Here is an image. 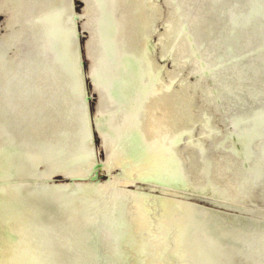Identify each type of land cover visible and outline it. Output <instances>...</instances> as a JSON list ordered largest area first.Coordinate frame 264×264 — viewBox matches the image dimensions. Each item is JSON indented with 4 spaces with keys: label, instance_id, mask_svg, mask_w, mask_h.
<instances>
[{
    "label": "rangeland",
    "instance_id": "374dc122",
    "mask_svg": "<svg viewBox=\"0 0 264 264\" xmlns=\"http://www.w3.org/2000/svg\"><path fill=\"white\" fill-rule=\"evenodd\" d=\"M19 1L12 0V2H16L17 9L14 11L15 14L13 12L14 17L12 18L11 12L7 9V6L13 5L11 0H0V35L7 33L13 27L14 22L18 18ZM155 1L161 6V16L158 17L145 36V45L144 43L143 45L147 50L142 49L139 51V49L135 50L137 49L138 38L141 34L138 24L134 22L132 25L130 33L133 35V39L128 42L126 38L127 31L116 29L114 22L120 19V17L129 16L128 11L132 12L134 10L132 9L131 11V8H135L138 14L144 15L145 12L150 13V20H152L151 11H147L150 3L145 4L138 0L136 2H127L128 7L126 5L116 7L114 9L116 11L113 12L112 6L117 5V1L72 0V12L77 46L79 47V57L82 63V78L84 79V90L87 110L89 112L97 172L96 176L92 179L73 178V180L97 243L98 252L95 264H151L157 253L156 244H158V239H162V236L168 229V224L166 223L168 214L171 217H175L173 219L175 223L172 221L171 224L174 225V233H177L175 235L176 241H180L176 242L174 239L172 249L177 259L179 257L183 259L182 261L177 260L176 264H228V262L229 264H264V230L255 224L257 221L255 219L260 218V221L264 223V182H262L264 181V176H262L264 175V0H208V2L207 0ZM133 3L134 7L131 6ZM93 6L95 7L93 8ZM102 8L106 10L103 11ZM108 8L112 10L109 11ZM193 16H200L202 18L199 24H192L191 18ZM11 19L13 21H10ZM186 19L189 20L187 21ZM96 27L99 32L96 33L97 36L93 34V39L90 34ZM172 27H174L173 30ZM195 32L197 33L195 34ZM185 36L188 40L183 38ZM118 37L121 38L123 43L122 50L119 47H115L116 50L113 48ZM171 40H174L173 43ZM91 42L93 44H90ZM170 43L172 44L170 45ZM127 49L129 50L127 51ZM132 49L133 52L139 55L136 56L135 53L132 55ZM172 53H179V63ZM144 58L146 59L144 60ZM156 60L158 61L157 69L153 68L155 70H150V67L154 65ZM146 61H148V64L145 65ZM104 67L107 68L105 69ZM132 67L136 72L131 71L126 75L127 70H130ZM101 68H104L106 71L109 70V74L105 71L103 74L101 71L99 72L98 69ZM139 69L145 70L143 71L144 73ZM172 69L175 70V74L170 75ZM167 72L169 75L166 74ZM143 76L144 78L146 77L145 80ZM158 76L163 78L165 83L161 87V89L164 87L163 90L160 89V92L173 88L175 84L174 87L177 88L176 91L181 95L182 102L185 99L186 102L189 101V97L191 98L189 102L192 100V104L189 107L191 114L188 116L190 119L184 124H178L183 125L182 131H176L171 140L172 145L180 146L178 149L179 154L184 155L183 157L186 159L189 158L190 154L185 151L186 148L184 149L183 146L189 139H193L190 136L201 137L204 141V144H202L205 146L202 149H200L201 147H197V152L201 155L199 159L201 161L196 164L195 169L191 168L192 174L189 172L190 177L172 175V170H169V168L171 169L175 166L176 157L166 160L168 163L166 165L169 168L165 166L161 169L158 168L160 166L159 162L152 163L146 161L145 152L142 153L144 155L142 156L143 158L140 156H136L133 159L128 158L123 165L119 161L121 152H123L122 149L127 148V144H132V140L127 139L129 137H127L128 127L133 126L131 123L136 124L140 120L139 118H141L145 107L141 103L145 104L151 98L157 97L156 88L151 84L152 81L149 79L156 80ZM147 83L150 85L148 86ZM133 93H137L136 96H131ZM194 96L195 99L197 98L196 100ZM135 97L138 98L136 99ZM140 111L142 112L140 113ZM119 113H122L121 116L123 115V117L122 119H118L119 128L117 124L115 128L112 125V119ZM258 115H261V118ZM204 122L210 125L206 126ZM200 126L202 127L200 128ZM190 128H193L194 135L190 134ZM250 130H252V133H250ZM188 132L190 135L187 137L186 133ZM202 133L203 136H201ZM256 133L258 134L257 136ZM106 134H108V139L106 138ZM253 135L256 137L254 138ZM244 137L245 139H243ZM213 138H216V140ZM247 139H251V142H248L249 140L247 141ZM239 140H243L244 142H240ZM127 141L130 143H127ZM210 141L213 142L211 143ZM257 143H260V145ZM125 144L126 147L124 146ZM250 146L252 147L250 148ZM208 147L211 148L209 149ZM193 149L196 150V148ZM251 149L252 151H250ZM123 156L127 158L124 154ZM248 158H252V160ZM231 160H233V163H231ZM260 169H262V172ZM231 172L232 175L230 174ZM235 174L238 177H234L233 175ZM227 177H231V180L229 179L228 181ZM221 183L224 184L222 185ZM195 185L198 187H195ZM227 189L228 192L226 191ZM241 189L245 191L240 192ZM129 194L130 196L128 197ZM166 200H172L170 201L172 205H167L169 201L167 202ZM162 201L167 203L165 204ZM178 201L183 202V204L178 203ZM133 202H138L139 205L137 206L140 207L136 208L139 211H137L135 206H132ZM149 203H152L153 206ZM161 205L164 210H162ZM240 207L241 209H238ZM132 208L133 210L131 211ZM167 210H169V213ZM139 212L141 213L139 214ZM135 213H137L136 215L139 214L140 219L136 216V221L134 220L135 218H130V222L127 218L130 216L135 217ZM159 214L165 215L164 218ZM148 218H150V224ZM155 222L157 225H151ZM135 227L137 230L139 229V232L141 231L140 234L138 231L137 234L134 232L136 231ZM259 230L260 233L258 232ZM179 233H183L184 235L180 236ZM214 233L218 237L214 236ZM222 236L224 239L227 238L226 241L223 240ZM222 240L223 242H221ZM238 241L241 242L237 243ZM242 244L243 246L245 245L243 249ZM115 246L117 247L115 248ZM233 249L236 250V254ZM190 251L192 258L191 256H187L188 258H186L187 253ZM212 253L215 255H212ZM170 259V257L169 259L167 257V259L159 262L161 264H168V262L172 264L173 261Z\"/></svg>",
    "mask_w": 264,
    "mask_h": 264
},
{
    "label": "water",
    "instance_id": "95a60500",
    "mask_svg": "<svg viewBox=\"0 0 264 264\" xmlns=\"http://www.w3.org/2000/svg\"><path fill=\"white\" fill-rule=\"evenodd\" d=\"M19 2L0 35V264H95L73 180L97 172L72 0Z\"/></svg>",
    "mask_w": 264,
    "mask_h": 264
},
{
    "label": "bare ground",
    "instance_id": "6f19581e",
    "mask_svg": "<svg viewBox=\"0 0 264 264\" xmlns=\"http://www.w3.org/2000/svg\"><path fill=\"white\" fill-rule=\"evenodd\" d=\"M16 1V0H15ZM97 1V0H96ZM117 1V5H115L114 7L112 6V8H113V12H115L116 10H114V9H116V7H123L124 5H128V3H130V2H132V1H137V0H110V2H116ZM138 1H141L142 3H145V4H147V3H150V7H149V9H148V7H147V11H151V13H152V16H153V19L152 20H150V17H151V15H150V13H147V12H145V14L144 15H142V14H138V12L135 10V8H131V11H132V9H134L132 12H130V11H128L129 13V16H126V17H120V19H118V20H116L114 23V25H115V27H116V29H118V30H126L127 31V41L129 42V40H131V39H133V35H131V33H130V29H131V27H132V25L134 24V22L136 23V24H138V29H140L141 30V34H140V37L138 38L139 39V41L137 42V49H135V50H138L139 49V51L140 50H142V49H146L145 47H144V45H145V43H144V40H145V36L147 35V33H148V31L150 30V28H151V26L153 25V24H155V21L158 19V17H160L161 16V13H160V10H161V6L154 0H138ZM184 1V0H183ZM198 1V0H197ZM11 2H12V0H11ZM100 2V1H99ZM128 2V3H127ZM206 2V1H205ZM207 2H208V0H207ZM210 2V1H209ZM12 6H7V9L11 12V16H12V18L14 17L13 16V12L15 11V10H17L16 9V2H12ZM18 4H19V2H18ZM92 4V3H91ZM113 4V3H112ZM139 4V3H138ZM177 4H179L178 2H177ZM196 4V3H195ZM198 4V3H197ZM103 5H104V3H103ZM107 5V4H106ZM130 5V4H129ZM140 5V4H139ZM180 5V4H179ZM205 5H207V4H205ZM209 5H210V3H209ZM132 7H134V3H133V5H131ZM181 6V5H180ZM180 6H178V7H180ZM18 7V6H17ZM95 6H93V8H94ZM106 7H108V6H106ZM128 7V6H127ZM126 9V8H125ZM144 9V8H143ZM142 9V10H143ZM102 10H103V8H102ZM106 10V9H105ZM105 10H103V11H105ZM108 10H109V8H108ZM111 10H109V11H111ZM122 10H123V8H122ZM145 10V9H144ZM216 10V9H215ZM94 11V10H93ZM135 11V12H134ZM181 11V10H180ZM183 11V10H182ZM208 11V10H207ZM212 11H213V8H212ZM218 11V10H217ZM17 12V11H16ZM101 12V11H100ZM172 12V11H171ZM188 12V11H187ZM209 12V11H208ZM18 13V12H17ZM93 13V12H92ZM102 13V12H101ZM121 13V12H120ZM175 13V12H174ZM181 13V12H180ZM212 13V12H211ZM14 14H15V12H14ZM103 14V13H102ZM105 14V13H104ZM124 14V13H123ZM176 14V13H175ZM183 14H185V13H183ZM190 14H191V12H190ZM201 14V13H200ZM99 15V14H98ZM171 15V14H170ZM179 15V14H178ZM187 15H189V14H187ZM197 15V14H196ZM10 16V17H11ZM91 16V15H90ZM95 16V15H94ZM93 16V17H94ZM121 16V15H120ZM211 16V15H210ZM16 17V16H15ZM162 18V17H161ZM178 18V17H177ZM182 18H183V16H182ZM188 18V17H187ZM189 18H190V16H189ZM201 17L200 16H193L192 18H191V21L193 22L192 24L193 25H195V24H199L200 23V21H201ZM204 19V18H203ZM177 20V19H176ZM180 20V19H179ZM182 20V19H181ZM187 20V19H186ZM185 20V21H186ZM189 20V19H188ZM187 20V21H188ZM208 20V19H207ZM10 21H13V19H11ZM10 21H9V23H10ZM170 21V20H169ZM177 22V21H176ZM179 22V21H178ZM96 23V22H95ZM185 23V22H184ZM174 24V23H173ZM183 24V23H182ZM181 24V25H182ZM202 24V23H201ZM180 25V24H179ZM187 25V24H186ZM203 25V24H202ZM212 25V24H211ZM176 26V28H177V24L175 25ZM188 26V25H187ZM98 27V26H97ZM94 28V30L93 31H91V34L90 35H92V37H93V39H94V35L93 34H96V33H98L99 31H98V28ZM171 27V26H170ZM198 27V26H197ZM205 27V26H204ZM167 28V27H166ZM173 28L174 27H172V30H173ZM182 28V27H181ZM191 28V27H190ZM208 28H210L209 26H208ZM180 29V28H179ZM237 29V28H236ZM166 30V29H165ZM170 30V29H169ZM183 30H184V27H183ZM168 31V30H167ZM181 31H182V29H181ZM210 32V31H209ZM119 33V32H118ZM121 33H122V31H121ZM169 33H171V32H169ZM168 33V34H169ZM181 33V32H180ZM185 33H187L186 31H185ZM197 32H195V34H196ZM200 33V32H199ZM125 34V35H126ZM165 34H167V33H165ZM173 34H174V32H173ZM201 34V33H200ZM164 35V34H163ZM181 35H183V34H181ZM217 35V34H216ZM96 36H97V34H96ZM172 36V35H171ZM192 36V35H191ZM91 37V38H92ZM120 37V36H119ZM117 38V41H116V43H115V45H114V49H115V47H119L121 50L123 49L122 47V40H121V38ZM132 37V38H131ZM160 37H162V36H160ZM165 37V36H164ZM181 38V37H180ZM183 38H186V36L185 37H183ZM195 38V37H194ZM182 39V38H181ZM187 40H188V38H186ZM196 39V38H195ZM160 40V39H159ZM165 40V39H164ZM93 41V40H92ZM126 41V40H125ZM163 41V40H162ZM172 41V40H171ZM174 41V40H173ZM173 41H172V43H173ZM179 41H180V39H179ZM204 41H205V39H204ZM203 41V42H204ZM163 42H165V41H163ZM166 42H167V40H166ZM143 43H144V45H143ZM172 43H170V45L172 44ZM184 43V42H183ZM187 43V42H186ZM190 43V42H189ZM90 44H93L92 42L90 43ZM128 44V43H127ZM163 44V43H162ZM169 44V43H168ZM179 44V43H178ZM205 44V43H204ZM135 45H136V43H135ZM170 45H168V46H170ZM175 45H176V43H175ZM185 45V44H184ZM195 45V44H194ZM189 46V45H188ZM128 47V46H127ZM167 47V46H166ZM126 48V47H125ZM132 48V47H131ZM134 48V47H133ZM196 48V47H195ZM89 49H91V48H89ZM179 49H180V47H179ZM197 49V48H196ZM199 49V48H198ZM201 49V48H200ZM116 50V49H115ZM129 49H127V51H128ZM147 50V49H146ZM165 50V49H164ZM180 50H182V48L180 49ZM89 51V50H88ZM118 51H119V49H118ZM173 51H174V49H173ZM195 51V50H194ZM193 52V51H192ZM199 52H201V51H199ZM131 53H132V55L135 53V52H133V49L131 50ZM185 53V52H184ZM191 53V52H190ZM136 54V53H135ZM173 55H174V58H176L177 60H178V63H179V53H177L178 54V56H177V54L176 53H172ZM193 54H194V52H193ZM139 55V54H138ZM137 54H136V56H138ZM142 55V54H141ZM172 55V56H173ZM191 56V55H190ZM189 56V57H190ZM134 58V57H133ZM181 58H183V57H181ZM186 58V57H185ZM135 59V58H134ZM146 58H144V60H145ZM189 59V58H188ZM203 59V58H202ZM143 60V59H142ZM184 60V59H183ZM187 60V59H186ZM194 60V59H193ZM139 61H141V60H139ZM139 61H137V62H139ZM136 62V63H137ZM148 61H146L145 62V65L146 64H148L147 63ZM186 62H188V61H186ZM135 63V64H136ZM144 63V62H143ZM142 63V64H143ZM144 65V66H145ZM176 66H177V64H175ZM174 65V66H175ZM157 66H158V61L156 60L155 62H154V65H152L151 67H150V70H155V69H157ZM199 66H201V65H199ZM143 67V66H142ZM194 67H195V65H194ZM105 68V67H104ZM104 68H101V69H98L99 70V72L101 71L102 72V74L104 73V71L107 73L108 72V74H109V70H104ZM107 68V67H106ZM105 68V69H106ZM139 68H140V66H139ZM144 68V67H143ZM153 68H155V69H153ZM94 69V68H93ZM137 69V68H136ZM138 70V69H137ZM140 70V69H139ZM134 72L135 70L133 69V67L130 69V70H127V72H126V75L127 74H129V72ZM140 71H142V70H140ZM143 71H145V70H143ZM142 71V72H143ZM211 71V70H210ZM136 72V71H135ZM134 72V73H135ZM141 73V72H140ZM144 73V72H143ZM142 74V73H141ZM140 74V75H141ZM149 74H150V72H149ZM167 75H169L168 74V72L166 73ZM172 74H175V70L174 69H172V72H171V74L170 75H172ZM134 75V74H133ZM162 75V74H161ZM160 75V76H161ZM160 76H158V78H156V80H151V79H149L150 81H152V85L156 88L155 90H156V92H157V97H155V98H151L149 101H147V102H145V100H144V102H145V104L142 102V101H140V102H142L141 104H143L145 107H144V111L142 112V111H140V113L142 112V115L141 114H138V115H141V118H139L140 120L136 123V124H133V123H131L133 126H129L128 127V133H127V139H130V140H132V144H127V148H123L122 149V151L123 152H121V158H119V161H120V163L123 165L127 160H128V158H136V156L138 157V156H140L141 158H143L142 156H144V155H142V153L143 152H145V154H146V161H149V162H152V163H157V162H159V164H160V166L158 167L159 169H161V168H164L165 166H167L168 167V165H166V164H168L167 162H166V160H170V158H175L176 157V161H175V163H174V167L173 168H169V170H172V175H174V176H176V175H178V176H180V177H190V173H191V168L192 169H195V166H197L196 164H198L199 163V161H201V160H199L200 159V153L199 152H197V149L198 148H200V149H202V147L203 146H205V145H203L204 143V141L201 139V137L200 138H198V136H197V138L194 136H190V137H192L193 139H189L186 143H185V145L183 146V148L185 149L186 148V152H188L189 154H190V156H189V158L188 159H186V158H184L181 154H179V151H178V149L180 148V146L178 147V145H172L171 144V140L173 139V137H174V135H175V132L176 131H179V130H181L182 129V126L183 125H178V124H180V123H182V124H184L185 122H188V119H190V118H188V116H189V114H191V112H190V109H189V107H190V105L192 104L191 102H192V100H191V102H189L190 101V97H189V101H187L186 102V99H185V101L184 102H182L181 101V95H179L178 94V92L176 91L177 90V88L176 87H174L175 86V84H174V86H173V88H170L169 90H165V91H161L160 92V89H161V87L162 86H164L165 85V83H164V80H163V78H160ZM179 76V75H178ZM138 77V76H137ZM163 77V76H162ZM180 77H181V75H180ZM143 78H144V76H143ZM146 78V77H145ZM145 78H144V80H145ZM151 78V77H150ZM168 78H170V77H168ZM196 79V78H195ZM172 80V79H171ZM170 81V80H169ZM175 81V80H174ZM178 81H179V79H178ZM178 81H177V83H178ZM137 82V81H136ZM172 82V81H171ZM185 82V81H184ZM174 83V82H173ZM176 83V82H175ZM180 83V82H179ZM170 84V83H169ZM180 84H182V83H180ZM137 85V84H136ZM147 85H148V83H147ZM150 85V84H149ZM148 85V86H149ZM142 87V86H141ZM140 87V88H141ZM143 88V87H142ZM150 88V87H149ZM164 88V87H163ZM163 88L161 89V90H163ZM212 88V87H211ZM238 88V87H237ZM202 90V89H201ZM200 90V91H201ZM150 91V90H149ZM181 91V90H180ZM251 91V90H250ZM137 92V91H136ZM132 93V92H131ZM138 93V92H137ZM137 93H133L131 96H136V94ZM140 94V93H139ZM155 94V93H154ZM212 94V93H211ZM101 95V94H100ZM142 95V94H141ZM148 96V95H147ZM138 97H139V95H138ZM137 97V98H138ZM143 97V96H142ZM197 97V96H196ZM103 98H104V96H103ZM136 98V97H135ZM136 98V99H137ZM199 98V97H198ZM139 99H141V98H139ZM144 99V98H143ZM183 99V98H182ZM194 99H195V96H194ZM197 99V98H196ZM195 99V100H196ZM102 100V99H101ZM100 100V101H101ZM147 100V99H146ZM188 100V99H187ZM194 101V100H193ZM124 102V101H123ZM207 102V101H206ZM109 104V103H108ZM256 104V103H255ZM143 105H141V106H143ZM212 106V105H211ZM128 109V108H127ZM134 109V108H133ZM210 109V108H209ZM135 110V109H134ZM136 111V110H135ZM133 112V111H132ZM138 112H139V109H138ZM190 112V113H189ZM121 114L122 113H119L117 116H115L112 120V125L115 127L116 126V124H117V126H118V119H122V117H123V115L121 116ZM263 114V113H262ZM191 116V115H190ZM195 116V115H194ZM252 116H255V115H252ZM251 116V117H252ZM259 116V115H258ZM257 116V117H258ZM261 116V115H260ZM259 116V117H260ZM264 116V115H263ZM262 116V117H263ZM213 117V116H212ZM214 118V117H213ZM261 118V117H260ZM129 119V118H128ZM185 119V120H184ZM204 119V118H203ZM208 120H209V118H208ZM201 121H203L202 119H201ZM205 121V120H204ZM258 121H263V120H258ZM134 122V121H133ZM190 122V121H189ZM203 123V122H202ZM201 123V124H202ZM206 123V126H209V125H207L208 123L207 122H204V124ZM261 123V122H260ZM129 124V123H128ZM130 124V125H131ZM187 124V123H186ZM111 125V124H110ZM203 125V124H202ZM259 125V124H258ZM263 125H264V123H263ZM116 126V127H117ZM261 126V125H260ZM115 127V128H116ZM202 126H200V128H201ZM118 128H119V126H118ZM183 128H185V127H183ZM212 128V127H211ZM220 128V127H219ZM254 128V127H253ZM112 129V128H111ZM195 129H196V127H195ZM195 129H194V131H195ZM210 129V128H209ZM113 130V129H112ZM190 130H191V132H190V134H193V128L191 129L190 128ZM197 130V129H196ZM204 130H205V128H204ZM203 130V131H204ZM211 130V129H210ZM182 131V130H181ZM206 131V130H205ZM222 131V130H221ZM236 131V130H235ZM251 132L250 133H252V130H250ZM253 131L254 132H256L254 129H253ZM186 132V131H185ZM198 132H201V131H198ZM207 132V131H206ZM249 132V131H248ZM259 132V131H258ZM108 133V132H107ZM210 133V132H209ZM261 133V132H260ZM259 133V134H260ZM109 134V133H108ZM108 134H106V138L108 139ZM189 132L188 133H186V136L188 137L189 135ZM247 134V133H246ZM194 135V134H193ZM206 135V134H205ZM205 135H204V138H205ZM248 135V134H247ZM246 135V136H247ZM251 135V134H250ZM254 135H255V133H254ZM253 135V137L255 138L258 134L256 133V136H254ZM262 135V134H261ZM200 136V135H199ZM201 136H203V133H202V135ZM220 136V135H219ZM219 136H218V138H219ZM244 136V135H243ZM215 137V136H214ZM249 137V136H248ZM203 138V137H202ZM251 138V137H250ZM126 139V140H127ZM212 139V138H211ZM214 140H216V138H213ZM222 139V138H221ZM239 139H241V138H239ZM243 139H245V137L243 138ZM253 139V138H252ZM129 140V141H130ZM223 140V139H222ZM249 139H247V141H248ZM261 140V139H260ZM129 141H127V143L129 142ZM240 142H242L241 140H239ZM207 142V141H206ZM205 142V143H206ZM211 143L213 142V141H210ZM210 142H209V144H210ZM244 142V141H243ZM246 142V141H245ZM248 142H251V139L248 141ZM130 143V142H129ZM203 143V144H202ZM208 143V142H207ZM247 143V142H246ZM254 143V142H253ZM110 144V143H109ZM249 144V143H248ZM257 144H259L260 145V143H257ZM202 145V146H201ZM216 145V144H215ZM125 147H126V144L124 145ZM123 146V147H124ZM209 146V145H208ZM198 147V148H197ZM207 147V146H206ZM245 147H246V144H245ZM252 146H250V148H251ZM193 148H196V150L195 149H193ZM209 148V147H208ZM211 148V147H210ZM209 148V149H210ZM248 148H249V145H248ZM260 148V147H259ZM181 150V149H180ZM190 150V151H189ZM222 150V149H221ZM257 150V149H256ZM203 151V150H202ZM201 151V152H202ZM250 151H252V149L250 150ZM263 151V150H262ZM149 152H151L150 154H149ZM258 152H260V151H258ZM225 153V152H224ZM250 154H251V152H249ZM254 153V152H253ZM123 154L127 157V158H125L124 156H123ZM187 154V153H186ZM188 154V155H189ZM227 154H229V153H227ZM235 154V153H234ZM224 155V154H223ZM254 155V154H253ZM259 155V154H258ZM257 155V156H258ZM228 156V155H227ZM153 157V158H152ZM222 157V156H221ZM232 157V156H231ZM261 157V156H260ZM157 158V159H156ZM159 158V159H158ZM161 159V160H160ZM249 160L251 159L252 160V158H248ZM262 159V158H261ZM205 160V159H204ZM217 160H219V159H217ZM227 160H228V157H227ZM263 160V159H262ZM232 162L231 163H233V160H231ZM253 162H254V160H253ZM263 162H264V160H263ZM146 163V162H145ZM230 163V162H229ZM226 166H227V164H225ZM233 165V164H232ZM239 166V165H238ZM249 167H250V165H249ZM155 168V167H154ZM226 168V167H225ZM225 168H224V170H225ZM238 168V167H237ZM261 168H262V164H261ZM152 169V168H151ZM252 169V168H251ZM144 170V169H143ZM199 170V169H198ZM224 170L222 169V171L224 172ZM261 170V172H262V169H260ZM226 171V170H225ZM238 171V170H237ZM259 171V170H258ZM190 172V173H189ZM215 172V171H214ZM233 172V171H232ZM232 172L230 173L231 175H232ZM236 172V171H235ZM195 173V172H194ZM220 173V172H219ZM252 173V172H251ZM256 173V172H255ZM259 173H260V171H259ZM192 174V173H191ZM204 174V173H203ZM225 174H227V173H225ZM253 174V173H252ZM264 174V173H263ZM261 175H262V173H261ZM225 176V175H224ZM223 176V177H224ZM234 177L236 176V174L235 175H233ZM254 176V175H253ZM252 176V177H253ZM262 176H264V175H262ZM200 177V176H199ZM217 177V176H216ZM218 177H220V176H218ZM236 177H238V175L236 176ZM228 178V177H227ZM241 178V177H240ZM229 179L231 180V177H229L228 178V181H229ZM234 179V178H233ZM236 179V178H235ZM238 179V178H237ZM250 179V178H249ZM263 179V178H262ZM193 180V179H192ZM198 181H199V179H197ZM218 180V179H217ZM246 180V179H245ZM248 180V179H247ZM259 180H260V177H259ZM191 181V180H190ZM202 181V180H201ZM219 181V180H218ZM194 182V181H193ZM196 182V181H195ZM200 182V181H199ZM217 182V181H216ZM224 182V181H223ZM226 182V181H225ZM232 182V181H231ZM262 182H264V181H262ZM229 183V182H228ZM245 183H246V181H245ZM250 183H251V181H250ZM196 184V183H195ZM201 184V183H200ZM220 184V183H219ZM222 184V183H221ZM224 184V183H223ZM222 184V185H223ZM233 184V183H232ZM238 184V183H237ZM236 184V185H237ZM240 184V183H239ZM247 184V183H246ZM252 184V183H251ZM250 184V185H251ZM260 184H261V182H260ZM215 185V184H214ZM226 185V184H225ZM224 185V186H225ZM249 185V186H250ZM197 185H195V187H196ZM216 186V185H215ZM229 186V185H228ZM252 186V185H251ZM198 187V186H197ZM217 187H219V186H217ZM217 187H216V189H217ZM230 187V186H229ZM232 187V186H231ZM237 187V186H236ZM233 188H234V186H233ZM232 188V189H233ZM252 188V187H251ZM250 188V189H251ZM226 189V188H225ZM244 189V188H243ZM252 190V189H251ZM216 191H218V190H216ZM221 191V190H220ZM222 191H223V189H222ZM221 191V192H222ZM227 192H228V189L226 190ZM236 191V190H235ZM242 191H245V190H242L241 189V191L240 192H242ZM234 192V191H233ZM130 193V192H129ZM230 193V192H229ZM235 193V192H234ZM123 194V193H122ZM131 194V193H130ZM130 194L128 195V197L130 196ZM232 194V193H231ZM230 194V195H231ZM241 194V193H240ZM249 194H250V192H249ZM252 194V193H251ZM222 195H223V193H222ZM221 195V196H222ZM232 195H234V194H232ZM231 195V196H232ZM248 195V194H247ZM261 195V194H260ZM127 197V196H126ZM151 197V196H150ZM160 197V196H159ZM223 197V196H222ZM242 197H244V196H242ZM246 197V196H245ZM248 197H249V195H248ZM165 198V197H164ZM204 198V197H203ZM224 198H225V196H224ZM166 199V198H165ZM232 199H233V197H232ZM156 200V199H155ZM177 200V199H176ZM176 200H174L175 202H177ZM217 200V199H216ZM241 200V199H240ZM134 201V200H133ZM167 201V200H166ZM169 201V200H168ZM167 201V202H168ZM170 201H172V200H170ZM170 201H169V204L167 203V202H163V203H167V205H172L171 203H170ZM236 201V200H235ZM244 201V200H243ZM245 201H246V199H245ZM217 202H219V201H217ZM225 202V201H224ZM233 202H234V200H233ZM238 202V201H237ZM263 202V201H262ZM148 203V202H147ZM146 203V204H147ZM156 203H157V201H156ZM178 203H182L183 204V202H180V201H178ZM132 204V203H131ZM149 204H151L152 205V203H149ZM155 204V203H154ZM160 204H161V202H160ZM164 204V205H165ZM173 204H174V202H173ZM137 205H139L138 204V202L136 203V202H133V204H132V206H135V208L137 207V208H139L140 206H137ZM150 205V206H151ZM163 205V206H164ZM191 205V204H190ZM222 205V204H221ZM238 205V204H237ZM153 206V205H152ZM151 206V207H152ZM157 206V205H156ZM160 206V205H159ZM182 206V205H181ZM246 206V205H245ZM161 207H162V205H161ZM169 207V206H168ZM185 206H183V208H184ZM192 207V206H191ZM228 207V206H227ZM231 207V206H230ZM242 207V206H241ZM241 207L240 208H238V209H241ZM247 207V206H246ZM129 208H130V205H129ZM136 208V209H137ZM141 208H142V206H141ZM170 208V207H169ZM182 208V209H183ZM232 208V207H231ZM237 208V207H236ZM242 208H244V207H242ZM145 209V208H144ZM151 209V208H150ZM155 209H157V208H155ZM160 209V208H159ZM159 209H158V211H159ZM171 209V208H170ZM185 209H186V207H185ZM133 210V208L131 209V211ZM162 210H164V208L162 207ZM248 210V209H247ZM137 211H139L138 209H137ZM157 211V212H158ZM168 211V213H169V210H167ZM167 211H164V212H167ZM173 211V210H172ZM184 211V210H183ZM212 211V210H211ZM215 211V210H214ZM129 212H130V210H129ZM128 212V213H129ZM175 212V211H174ZM177 212V211H176ZM257 212V211H256ZM259 212V211H258ZM141 212H139V214H140ZM154 213V212H153ZM159 213V212H158ZM161 213H163V212H161ZM248 213V212H247ZM246 213V214H247ZM130 214H131V212H130ZM137 213H135L134 215H135V217H129V218H127V219H129L130 220V218H135L134 220L136 221V219H137V217L136 216H138L139 217V214L138 215H136ZM164 214H166V213H164ZM178 214V213H177ZM215 214V213H214ZM217 214V213H216ZM230 214V213H229ZM160 216H162L163 214H159ZM180 215H182V214H180ZM156 216H157V214H156ZM155 216V217H156ZM165 216V215H164ZM164 216H162L163 218H164ZM172 216H173V214H172ZM178 216V215H177ZM246 216V215H245ZM151 217V216H150ZM222 217H224V216H222ZM154 218V217H153ZM161 218V217H160ZM175 217H171V216H169V214H168V218L166 219L167 221H166V223L168 224V229L166 230V232H165V234L162 236V239H158V244H156V249H157V253H156V256H155V258H154V260L153 261H151L152 263L151 264H157V263H160L159 261H161V260H163V259H167V257H168V259H169V257L172 259V261H173V263L172 264H176L175 262L177 261V260H183L182 258H180L179 257V259H177L176 258V256L174 255V252H173V240L175 239V235H177V233H174L175 231H174V225L173 224H171V222L173 221V219H174ZM139 219H140V217H139ZM149 219V224H150V218H148ZM162 219V218H161ZM225 219V218H224ZM261 219V218H260ZM134 220H132V221H134ZM158 220H160V219H158ZM180 220V219H179ZM208 220V219H207ZM156 221H157V219H156ZM129 222V221H128ZM130 222H131V220H130ZM139 222H140V220H139ZM174 222V221H173ZM232 222H233V220H232ZM261 222H263V221H261ZM157 223H158V221H157ZM157 223L155 222V223H152L151 225H153V224H156L157 225ZM175 223V222H174ZM131 224V223H130ZM139 224V223H138ZM141 224V223H140ZM165 224V223H164ZM188 224V223H187ZM192 224H193V222H192ZM124 225V224H123ZM147 225V224H146ZM179 225V224H178ZM185 225H186V223H185ZM197 225V224H196ZM211 225V224H210ZM224 225H226V224H224ZM237 225V224H236ZM138 226V225H137ZM171 226V227H170ZM180 226H181V224H180ZM255 226H257V225H255ZM255 226H253V227H255ZM212 227V226H211ZM220 227V226H219ZM224 227V226H223ZM227 227V226H226ZM259 227V226H258ZM126 228H127V226H126ZM141 228V227H140ZM175 228H177V226H175ZM180 228V227H179ZM192 228V227H191ZM257 228V227H256ZM182 229V228H181ZM186 229V228H185ZM222 229V228H221ZM235 229V228H234ZM244 229V228H243ZM126 230V229H125ZM135 230L136 231H134V232H136V234H137V231L139 230H137L136 229V227H135ZM176 230V229H175ZM215 230L217 231V229L215 228ZM220 230V229H219ZM232 230V229H231ZM240 230H241V228H240ZM263 230V229H262ZM177 231V230H176ZM180 231V230H179ZM212 231V230H211ZM233 231V230H232ZM248 231V230H247ZM141 232V231H140ZM140 232L138 231V233L140 234ZM161 232H162V230H161ZM243 232V231H242ZM242 232H241V234H242ZM246 232V231H245ZM244 232V233H245ZM254 232V231H253ZM259 233H260V230L258 231ZM184 233V232H183ZM182 233V234H183ZM212 233V232H211ZM240 233V232H239ZM238 233V234H239ZM243 233V234H244ZM248 233V232H247ZM180 234V233H179ZM178 234V235H179ZM182 234H180V236L182 235ZM220 234V233H219ZM218 234V235H219ZM223 234V233H222ZM241 234H240V236H241ZM251 234V233H250ZM253 234H255V233H253ZM142 235V234H141ZM158 235V234H157ZM184 235V234H183ZM256 235H258V233H256ZM261 235H262V233H261ZM263 235H264V233H263ZM214 236H216V233H214ZM224 236V235H223ZM223 236H222V238H223ZM230 236H232V235H230ZM243 236V235H242ZM245 236H246V233H245ZM252 236H254V235H252ZM132 237V236H131ZM183 237V236H182ZM216 237H218V236H216ZM220 237V236H219ZM248 237V236H247ZM255 237V236H254ZM241 238H243V237H241ZM257 238V237H256ZM183 239V238H182ZM182 239H180V240H182ZM218 239V238H217ZM227 239V238H226ZM226 239H224L223 238V240H225L226 241ZM229 239H231V237H229ZM228 239V240H229ZM244 239V238H243ZM243 239H240V240H243ZM250 239H251V237H250ZM255 239V238H254ZM219 240V239H218ZM223 240L221 241V242H223ZM227 240V241H228ZM246 240H248V239H246ZM132 241V240H131ZM175 241H176V239H175ZM220 241V240H219ZM250 241V240H249ZM251 241H252V239H251ZM250 241V242H251ZM259 241V240H258ZM118 242V241H117ZM133 242V241H132ZM176 242H180V241H176ZM182 242H183V240H182ZM212 242V241H211ZM241 242V241H240ZM239 241L237 242V243H240ZM254 242H255V240H254ZM254 242H253V244H254ZM189 243V242H188ZM226 243V242H225ZM230 243H231V241H230ZM234 243V242H233ZM236 243V244H237ZM243 243V242H242ZM181 244V243H180ZM236 244H235V246H236ZM248 244V243H247ZM250 244V243H249ZM256 244H258V243H256ZM155 245V244H154ZM182 245V244H181ZM240 245V244H239ZM255 245V244H254ZM259 245H260V242H259ZM263 245V244H262ZM118 246V245H117ZM117 246H115V248L117 247ZM176 246V245H175ZM179 246V245H178ZM187 246V245H186ZM224 246V245H223ZM231 246V245H230ZM233 246V245H232ZM235 246H233V247H235ZM242 246H243V244H242ZM245 246V245H244ZM244 246L242 247V249L244 248ZM251 246V245H250ZM253 246V245H252ZM264 246V245H263ZM119 247V246H118ZM145 247H147V246H145ZM177 247V246H176ZM180 247V246H179ZM229 247V246H228ZM241 247V246H240ZM239 247V248H240ZM256 247H258V246H256ZM134 248V247H133ZM182 248V247H181ZM197 248V247H196ZM184 249V248H183ZM222 249V248H221ZM238 249V248H237ZM241 249V248H240ZM245 249H247V248H245ZM261 249V248H260ZM153 250V249H152ZM176 250H177V248H176ZM212 250H213V248H212ZM228 250H231V249H228ZM234 251H235V254H236V250L235 249H233ZM232 250V251H233ZM116 251V250H115ZM149 251V250H148ZM179 251V250H178ZM181 251H183V250H181ZM187 251V250H186ZM197 251V250H196ZM199 251H200V249L198 250V253H199ZM221 251V250H220ZM245 251V250H244ZM259 251V250H258ZM262 251V250H261ZM149 252H151V251H149ZM155 252V251H154ZM153 252V253H154ZM180 252V251H179ZM218 252V251H217ZM186 253V252H185ZM194 253H195V251H194ZM223 253V252H222ZM221 253V254H222ZM244 253V252H243ZM191 251L189 252V253H187V255H186V258H188V257H190L191 255ZM197 254V253H196ZM201 254V253H200ZM199 254V255H200ZM211 254V253H210ZM245 254H246V251H245ZM178 255V254H177ZM182 255V254H181ZM185 255V254H184ZM195 255V254H194ZM198 255V254H197ZM212 255H215V254H213L212 253ZM226 255V254H225ZM259 255V254H258ZM260 255H262V254H260ZM113 256V255H112ZM112 256H110V257H112ZM188 256V257H187ZM220 256V255H219ZM224 256V255H223ZM151 257H152V255H151ZM153 257H154V254H153ZM181 257H183V256H181ZM205 257H207V256H205ZM215 257V256H214ZM261 257V256H260ZM263 257V256H262ZM191 258H192V256H191ZM191 258H190V260H191ZM229 258V257H228ZM136 259V258H135ZM142 259H144V258H142ZM170 259V260H171ZM184 259H185V257H184ZM211 259V258H210ZM220 259V258H219ZM263 259V258H262ZM141 260V259H140ZM152 260V259H151ZM186 260H188V259H186ZM229 260V259H228ZM235 260V259H234ZM168 261V260H167ZM198 261H200V260H198ZM163 263V262H162ZM167 263V262H166ZM184 263V262H183ZM192 263V262H191ZM201 263V262H200ZM144 264H146V263H144ZM161 264V263H160ZM164 264V263H163ZM168 264H170L169 262H168ZM181 264V263H180ZM187 264V263H186ZM189 264V263H188ZM204 264V263H203ZM228 264H229V262H228Z\"/></svg>",
    "mask_w": 264,
    "mask_h": 264
}]
</instances>
